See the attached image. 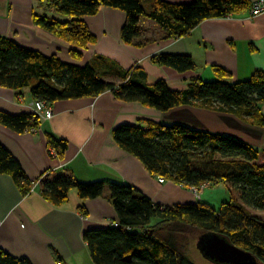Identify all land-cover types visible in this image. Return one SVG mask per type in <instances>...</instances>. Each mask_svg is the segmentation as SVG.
I'll use <instances>...</instances> for the list:
<instances>
[{
	"label": "trees",
	"instance_id": "trees-1",
	"mask_svg": "<svg viewBox=\"0 0 264 264\" xmlns=\"http://www.w3.org/2000/svg\"><path fill=\"white\" fill-rule=\"evenodd\" d=\"M144 4L143 0H47L43 4L45 12L35 14L33 22L68 44L71 58L79 61L83 52L96 43L84 19L95 16L102 7L125 14L121 41L131 44L139 37L142 19L151 20L167 38L177 39L204 20L226 18L248 6L246 0H194L185 4L153 0L149 9ZM48 11L58 18L48 17ZM154 60L178 73L195 70L189 55H160ZM214 72L215 80L193 79L185 90L175 92L163 80L147 85L145 74L137 67L126 71L98 55L84 65L66 63L55 55L44 56L0 36V87L28 89L33 101L51 105L111 92L124 102H140L156 112L192 106L264 127L259 110L264 103V72L256 71L248 80L234 83L229 82L230 74L225 70L215 68ZM0 125L24 133L38 128L40 118L33 113L0 112ZM113 138L150 174L188 189L224 184L235 190L238 201L231 198L218 210L202 202L162 207L133 187L105 181L84 183L70 173H47L34 182L1 144L0 174L11 177L21 196L39 186L41 196L53 205L66 203L69 192L76 190L83 217V202L102 197L107 188L106 199L116 214V223L88 229L83 234L93 264H193L183 243L192 229L200 231L196 242L217 234L252 254L254 264H264V221L250 215L247 209L264 211V151L229 135L176 122L120 125ZM47 149L61 158L67 143L47 135ZM0 264L31 263L0 250Z\"/></svg>",
	"mask_w": 264,
	"mask_h": 264
},
{
	"label": "crops",
	"instance_id": "crops-1",
	"mask_svg": "<svg viewBox=\"0 0 264 264\" xmlns=\"http://www.w3.org/2000/svg\"><path fill=\"white\" fill-rule=\"evenodd\" d=\"M46 1L0 0V36L44 56L55 55L66 63L84 65L98 55L126 71L137 67L145 74L147 85L163 80L175 92L185 90L193 79L215 80V68L228 72L231 83L248 80L256 71L264 72V16H250L251 6L258 0H246L248 6L229 17L204 20L177 39L167 38L151 20L142 19L139 37L131 44L121 41L125 14L102 7L95 16L84 19L96 43L83 52L79 61L71 58L68 44L34 24L33 16L37 10L45 12ZM143 1L149 9L153 0ZM163 1L185 4L194 0ZM46 14L58 18L50 11ZM160 55H189L195 70L178 73L159 65L154 58ZM33 100L28 89L0 87V112L33 113ZM51 109V119L41 120L38 128L24 133L0 125V144L34 182L47 173H70L84 183L105 181L133 187L162 207L196 203L188 188L169 181L161 184L157 176L115 142L116 127L146 121L182 123L241 139L257 151H264V127L199 107H178L161 113L104 92L96 97L58 101L51 104ZM259 110L264 116V103ZM47 135L67 143L63 157L49 154ZM107 195L106 188L102 197L84 201L83 217L76 190L69 192L66 203L53 205L41 196L39 186L21 196L11 177L0 174V250L31 264H93L83 234L88 229L116 223Z\"/></svg>",
	"mask_w": 264,
	"mask_h": 264
},
{
	"label": "rangeland",
	"instance_id": "rangeland-1",
	"mask_svg": "<svg viewBox=\"0 0 264 264\" xmlns=\"http://www.w3.org/2000/svg\"><path fill=\"white\" fill-rule=\"evenodd\" d=\"M38 13H42L41 11L37 10ZM62 19V18H61ZM213 81V80H211ZM208 81V82H211ZM117 82V81H116ZM192 193V192H191ZM193 195V194H192ZM194 197V195H193ZM233 198L234 200L238 201L237 193L234 189L230 190V188L224 184H218V185H208L204 191L200 195V199L198 200L196 197H194L195 202H202L210 207H212L215 210H218L221 203L227 202ZM192 202H186L183 204H189ZM248 212L253 217H257L261 221H264V211L256 210L254 208L247 207ZM156 222V220H154ZM190 235H187V238L184 239L183 243L186 245V256L188 260L193 264H213L209 260L202 257V255L199 253L197 249V238L200 235V231L196 229L190 230ZM60 264V263H58Z\"/></svg>",
	"mask_w": 264,
	"mask_h": 264
},
{
	"label": "water",
	"instance_id": "water-1",
	"mask_svg": "<svg viewBox=\"0 0 264 264\" xmlns=\"http://www.w3.org/2000/svg\"><path fill=\"white\" fill-rule=\"evenodd\" d=\"M197 249L205 259L213 264H254L252 254L240 250L217 234L200 238Z\"/></svg>",
	"mask_w": 264,
	"mask_h": 264
},
{
	"label": "built area",
	"instance_id": "built-area-1",
	"mask_svg": "<svg viewBox=\"0 0 264 264\" xmlns=\"http://www.w3.org/2000/svg\"><path fill=\"white\" fill-rule=\"evenodd\" d=\"M250 16L251 17L264 16V0H258L252 4ZM30 108H31L33 114L40 118V121L41 120H49V119H51V117L53 115L51 105L46 103L43 100L33 101L30 104ZM49 154L52 157H56V153L52 149L49 150ZM158 181L161 184L165 182V180L163 178H158ZM207 186H208V184H203L200 187H191L189 189V191L192 192L194 197H196L199 200L201 193L204 191V189Z\"/></svg>",
	"mask_w": 264,
	"mask_h": 264
}]
</instances>
